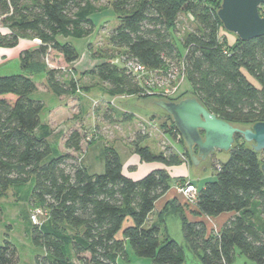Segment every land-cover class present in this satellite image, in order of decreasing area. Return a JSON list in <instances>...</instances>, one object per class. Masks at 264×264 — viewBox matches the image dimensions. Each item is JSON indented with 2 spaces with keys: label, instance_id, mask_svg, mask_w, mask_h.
I'll list each match as a JSON object with an SVG mask.
<instances>
[{
  "label": "trees",
  "instance_id": "obj_1",
  "mask_svg": "<svg viewBox=\"0 0 264 264\" xmlns=\"http://www.w3.org/2000/svg\"><path fill=\"white\" fill-rule=\"evenodd\" d=\"M100 1H106L117 18L106 38L119 57L151 70L181 68L190 92L169 100H180L187 93L231 124L264 121V35L228 41L216 14L221 0H0V25L7 28L0 32V48L14 47L26 38L38 39L44 47L24 51L25 60L22 52L19 55L27 73L0 75V200L9 191L22 197V187L28 185V205L47 212L41 225L32 224L29 212L24 214L32 243L44 249V254L35 256V264H72L63 254L65 240L81 264H119L127 257V245L136 256L155 264H184L180 242L168 237L160 224L168 211L179 216L182 241L201 264H232L236 250L255 264H264L263 160L261 152L239 134L227 161H210L215 179L201 187L189 179L197 188L194 212L208 217L233 213L216 232L207 231L202 220H188L176 201L166 205L159 222L149 223L155 201L170 188L171 177L163 168L131 179L122 173L117 150L106 143L103 171L90 173L81 161L82 142L89 137L77 128L63 138L67 151L51 155V132L40 118L44 104L31 97L37 89L33 77L43 73L48 90L58 97L86 86L79 87L77 78L66 80L60 68L49 69L30 59L46 52L47 57L52 54L51 61L67 66L77 60V48L65 39H82L93 32L92 16L99 14L101 19L107 9L96 6ZM258 9L264 16V2ZM181 13L190 28L176 36ZM97 55L98 61L84 74L105 84L109 95L163 98L143 94L134 76L120 62H111L116 55ZM107 111L104 117L111 121L113 110ZM170 127L184 146L182 154L171 146L151 152L141 146L147 136L140 132L130 142L132 151L142 162L192 163L173 122ZM178 180L183 183L186 178ZM47 221L50 230L43 228ZM16 261V248L5 240L0 245V264Z\"/></svg>",
  "mask_w": 264,
  "mask_h": 264
},
{
  "label": "rangeland",
  "instance_id": "obj_2",
  "mask_svg": "<svg viewBox=\"0 0 264 264\" xmlns=\"http://www.w3.org/2000/svg\"><path fill=\"white\" fill-rule=\"evenodd\" d=\"M105 5H107L106 1H100L96 3V6H98L99 8H104L106 7ZM100 16L101 15L99 14H94L92 16L95 28L89 36L82 39L71 40L74 46L77 48L79 57L74 62L68 64V66L65 65L62 61H55L53 58L52 59L54 61H51L50 58L52 54L47 57L46 52H43L42 55L35 56L33 59L30 60H32V62L44 63L49 69L52 66H55L56 68H65V70L59 69V73L61 74V76L67 80L69 79V77H71V75H74L77 78V84L79 87L92 84L96 78H93L87 75L86 73L84 74V72H86L89 69L88 67L90 66L86 65L87 69L84 68L81 70V60H87L88 57H91V59H96V56H98L97 53L99 54V52L104 55L106 54V56H114L118 53L115 58L119 57L120 55L118 51H115V49H113L107 43L106 38L108 28H113L117 25L116 16L114 15L110 7L104 9V11L102 12L101 19ZM176 27V36H181L185 30H188V28H190V24L187 23V19L185 15L183 16L182 13L179 14L177 18ZM6 30L7 28L0 25V32H6ZM221 33L225 34L227 40L230 42H233L236 38V35L233 33L223 30ZM20 40V42H18L17 44L18 46H16L19 48H23L21 49V51H19V55L21 54V52L23 53L26 50H37L39 47L44 48L38 39L26 38ZM177 45H179L178 42ZM16 50L19 49H13L12 51H10V53L9 51H7L9 54L5 53L8 57H14L8 59V57H5L3 55L4 57L0 58V75L27 73L20 66L19 55L16 53ZM16 54L18 55V57ZM21 57L22 60L27 59V56L24 53ZM75 65H79L78 67L80 72H78V70H75ZM69 69H72V71L69 72ZM34 80L38 85L39 91L36 90L35 92H33L31 94V97L35 99H42L43 102H45L44 108L40 115L41 120L44 121V116L46 114L45 112L47 111L48 106L53 102V99L47 98L46 100L45 95L42 93L44 87V74H38L34 76ZM183 91L190 92V85L184 78L181 80L180 88V92ZM75 93L79 95L81 94L86 98L84 99L86 110L84 114L80 115L79 107H77V105L72 106L71 104L74 103L69 101L70 105L67 108V112L69 113L71 120H75V124H77V126L79 127L80 132H85L89 137V141L84 140L82 142L83 150L94 138V141H92L91 143L92 147L90 146L92 148L91 153L93 152V156L96 158V152L98 153L100 151V156L95 159L98 160L99 164H103L102 149L104 144L107 143L108 145L113 146L115 149L117 148V150L122 153L121 155H123V150H125L123 148V144L125 147L130 148V142L136 137L138 132H140L141 134H146L147 136L146 139L141 141V146H147L153 153L158 151H164L166 146H170L169 143L172 145L176 144L174 132L170 127V123L173 122L172 119L168 120V118L164 114L165 112L160 107H158L155 102H153L159 99L154 100L152 98H140L132 95H122L123 97H125V101L117 99L116 102L113 103L110 100V102L105 101L106 98H103L101 95L97 97H92L90 94L84 93L83 88L77 89ZM185 97L191 96L186 93L180 99ZM162 99L169 100L167 98ZM110 105H115L118 109L122 110L123 114L119 113L120 115L118 114V116L113 115L111 121H106L104 116L105 112H109L107 111V109L110 107ZM236 125L242 129L251 126V124ZM52 148L53 154L51 155H58L59 152H57L56 150L57 147H55V145H52ZM89 153L90 150L88 152L86 150V153H84L83 155L89 157L91 155V153L90 155ZM228 157V152L217 150L212 154V159L206 160V162L202 163L199 166L194 165L193 163H188L187 166L190 170V177L194 179L198 187L203 186L205 181H211L215 179V169L211 167L210 161L214 160L216 163L225 162L227 161ZM260 157L263 160V163L264 151H261ZM144 164H147L144 165L146 166L144 167L145 170L140 169L142 171L139 174H136L137 176L135 179L143 177L152 170L150 168V164H153L152 162H144ZM136 170L138 171L139 168H134V171ZM137 171L136 173H138ZM185 178L186 180H189L187 177ZM177 183L182 182L177 180ZM22 188V197L18 198L17 200L15 199L16 195L12 194V191H9L8 195L6 197L1 198L0 200V245L3 244L5 240L9 241L12 245H14L17 251V261L14 264H35V256L37 254H44V249L35 246L31 241L28 223L26 221V218L24 217L25 208L27 209L28 207L29 213L33 208L31 205H28L30 188L28 185H25ZM187 205L191 204L187 202ZM167 227L170 236L175 238L178 242H181V229L179 220L175 217H169L167 219ZM43 228L49 230L51 229V226L48 221L44 224ZM62 250L64 257L67 259L68 263L81 264L74 257L72 248L68 240H65ZM127 253L128 254L126 259H120L119 264H155L149 258L136 256L128 245ZM232 264L255 263L245 258L236 250L235 258Z\"/></svg>",
  "mask_w": 264,
  "mask_h": 264
},
{
  "label": "water",
  "instance_id": "obj_3",
  "mask_svg": "<svg viewBox=\"0 0 264 264\" xmlns=\"http://www.w3.org/2000/svg\"><path fill=\"white\" fill-rule=\"evenodd\" d=\"M264 0H221L216 14L223 28L241 40L264 35V16L259 6ZM170 115L194 165L208 159L215 151L229 152L234 137L239 134L255 152L264 151V121H257L248 128H240L208 111L195 97L177 101H153ZM260 169L264 178V162ZM184 264H201L186 242H180Z\"/></svg>",
  "mask_w": 264,
  "mask_h": 264
},
{
  "label": "crops",
  "instance_id": "obj_4",
  "mask_svg": "<svg viewBox=\"0 0 264 264\" xmlns=\"http://www.w3.org/2000/svg\"><path fill=\"white\" fill-rule=\"evenodd\" d=\"M65 40L71 41L72 38H67ZM71 43H72V41H71ZM16 46H18V45H16ZM16 46L11 47V48H0V58L4 57V56L8 57V56H6V54H9L10 51H12L13 49H16V48L19 49V50H16L17 54L19 53V51H21V49H23V48H19ZM20 47H21V44H20ZM7 51H9V53ZM18 55H17V57H18ZM12 57H14V56H10V57H8V59H10ZM81 61L82 62L80 65L82 67L81 68V70H82V69L86 68V65H89L90 67H92L98 61V59H91V57L90 58L88 57L87 60L83 59ZM78 66L75 65V70L76 71L78 70V72H80ZM90 67H88V68H90ZM40 74H43V73H40ZM33 79H34V77H33ZM43 85H44V87H43L42 93L45 95L46 100H47V98L53 99V102L48 106V109L45 112L46 114L44 116V121H43L44 123H46L48 125L50 132H51V136L49 137L48 140L52 145H55V147H57L56 148L57 152L62 153V152L67 151L63 146V138L66 135V133L71 129H75V128L79 129L77 124H75L76 123L75 120H71L69 113L67 112V108L70 105L69 103L70 102L74 103V104H71L72 106L77 105V107H79V113H80V115H82V114H84V112L86 110L85 100H84L86 98L83 95H81V94L79 95L77 93H73V94H69V95H63L60 97L54 95L53 93H51V91L48 90V88L46 86L45 75H44V84ZM84 86H86V89H85V87H83V92L86 94H90L92 97H97V96L101 95L103 98H106L105 101L110 100L113 103L116 102L117 99L125 101V97H123L122 95H117V96L109 95V93L107 92L108 87L96 79L93 81L92 84L84 85ZM36 90L39 91L38 85H37ZM40 100L43 102L42 99H40ZM43 104H45V102H43ZM109 108H111L113 110V114L115 116L116 115L118 116V114L120 112H122V110L118 109L115 105H112V106L110 105ZM175 142H176L175 145H172L170 143H169V145L176 152H178L179 154H182L184 151V146L181 143H179L178 139H175ZM90 146L92 147L91 143H89L87 145V147L84 149L83 154L86 153V150H87V152L90 150V153H91L92 148ZM123 148L125 149V150H123V155H121L122 153H120V151L117 150V148H116V150H117V152L121 158V162H122V173L131 179H135L137 176L136 174H139L142 171L140 169L145 170L144 167H146V166H144V165H147V164H144V162H142L140 160L138 155H136L132 151L131 147L130 148L125 147L123 144ZM99 152L98 153L96 152V154H95L96 158H98L100 156ZM90 153H89V155H90ZM83 154L81 156V161L84 164V166L86 167L87 171L90 173H101L102 169H104L103 157H102V163L103 164H99L98 160H95L96 158L93 156V152L91 153V155L89 157L84 156ZM102 156H103V153H102ZM208 159H206V160H208ZM206 160L199 163L198 166L201 165L202 163L206 162ZM152 163L153 164H150L151 165L150 168L152 170L158 169V168L165 169L168 172L169 176L171 177V182H170V188L155 201L154 209L148 217L149 223L159 222V220L161 219V213L163 212L166 205L171 201H176V203L178 205H180L183 214L186 216V218L188 220H191V221L202 220V221H204L206 224V227H207V231H210V230H213L215 232L219 231L221 226L223 225V223L229 217L232 216L233 213H231V212H224V213H221V214H219L217 216H213V217H208L205 215H198L196 212H194V210H195L194 204H191V205L186 204V201L184 200L183 196L176 191L175 186H176L177 180L179 178L187 177L188 179L194 181V179L190 177V170L187 166L188 162L183 161L178 165H172V166H165L159 162H152ZM136 167L139 168L138 171L136 170L138 173H136V171H134V168H136ZM196 186H197V184H196ZM12 194H14L13 191H12ZM14 195H16V193ZM15 199L16 200L18 199L17 195L15 196ZM26 212H28V207H27V209L25 208V213ZM162 217L164 219L163 223H160L162 229L165 231V233H166V235H168V237L176 240L175 238L171 237L170 234L168 233L167 219L169 217L177 218L180 222V229H181V221H180L179 216L177 214L171 212V211H168V212L164 213L162 215ZM127 224H129V223L127 222ZM182 239H183V235H182V231H181V239L180 240L182 241Z\"/></svg>",
  "mask_w": 264,
  "mask_h": 264
},
{
  "label": "built area",
  "instance_id": "obj_5",
  "mask_svg": "<svg viewBox=\"0 0 264 264\" xmlns=\"http://www.w3.org/2000/svg\"><path fill=\"white\" fill-rule=\"evenodd\" d=\"M40 42V41H39ZM113 63L120 62L125 70L132 74L135 80L143 90V94L159 95L163 98H173L180 93L181 80L184 78L181 68L171 65L165 71L151 70L143 65L132 61L126 60L124 57H116L111 60ZM65 70V68H60ZM72 69H69V72ZM72 73V72H71ZM74 79L76 77L71 75ZM176 191L184 196L186 202L194 204L197 196V188L189 180L183 183H177L175 186ZM47 217V212L39 207H34L30 212V220L34 225H41Z\"/></svg>",
  "mask_w": 264,
  "mask_h": 264
}]
</instances>
